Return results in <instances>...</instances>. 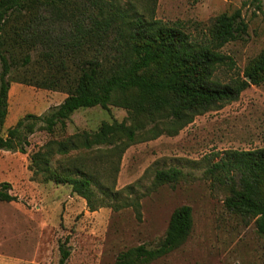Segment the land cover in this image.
Instances as JSON below:
<instances>
[{"label": "trees", "instance_id": "16d2710c", "mask_svg": "<svg viewBox=\"0 0 264 264\" xmlns=\"http://www.w3.org/2000/svg\"><path fill=\"white\" fill-rule=\"evenodd\" d=\"M156 5L157 0H0V149L26 153L30 135L65 130L80 109L127 111L123 121L104 120L95 130L52 137L28 155L32 180L69 185L91 211L133 207L140 218L142 196L153 187H174L184 174L179 167L156 168L145 193L127 186L133 194L123 197L116 181L126 150L164 133L176 135L197 115L264 82V49L242 76L228 82L216 76L234 65L222 48L247 34L240 8L217 15L209 37L196 41L182 26L157 18ZM15 81L61 90L66 97L42 114H26L4 133ZM206 172L226 189L225 206L254 218L264 236V147L227 150ZM11 190L9 181H0V201L17 200ZM193 227V208L181 205L156 246H131L113 264H149L182 246ZM68 242L66 237L59 244L58 264H67Z\"/></svg>", "mask_w": 264, "mask_h": 264}, {"label": "rangeland", "instance_id": "374dc122", "mask_svg": "<svg viewBox=\"0 0 264 264\" xmlns=\"http://www.w3.org/2000/svg\"><path fill=\"white\" fill-rule=\"evenodd\" d=\"M238 8L248 31L244 39L222 48L234 65L223 66L216 76L228 82L242 76L247 62L264 49V0H157L155 15L201 41L209 37L217 15ZM65 97L61 90L12 82L9 118L16 124L28 113L46 112ZM126 116V109L116 106L80 109L65 130L58 127L52 135L45 130L30 135L26 153L0 149V181H10L11 192L18 196L0 201V264H58L59 244L66 237L71 251L67 264H113L131 246H156L172 212L184 204L193 208L191 234L182 246L149 264H264V236L254 218L229 210L224 204L226 189L206 172L227 150L264 147V82L251 85L219 109L197 115L176 135L164 133L126 150L116 181L123 197L133 194L127 186L145 193L156 168L179 167L184 174L174 187H153L142 196L140 218L133 207L102 206L91 211L69 185L32 180L28 155L48 139L95 130L104 120L123 121Z\"/></svg>", "mask_w": 264, "mask_h": 264}, {"label": "crops", "instance_id": "0c3cea01", "mask_svg": "<svg viewBox=\"0 0 264 264\" xmlns=\"http://www.w3.org/2000/svg\"><path fill=\"white\" fill-rule=\"evenodd\" d=\"M18 121V120H17ZM15 123L13 122V119L9 118V112H8V115L6 117V121H5V124H4V129L5 128H9L11 126H13ZM10 182V181H9ZM11 183V182H10ZM12 184V183H11Z\"/></svg>", "mask_w": 264, "mask_h": 264}]
</instances>
